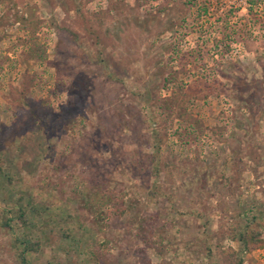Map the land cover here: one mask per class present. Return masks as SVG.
<instances>
[{
  "label": "rangeland",
  "instance_id": "rangeland-1",
  "mask_svg": "<svg viewBox=\"0 0 264 264\" xmlns=\"http://www.w3.org/2000/svg\"><path fill=\"white\" fill-rule=\"evenodd\" d=\"M203 3L0 0V264H264V0Z\"/></svg>",
  "mask_w": 264,
  "mask_h": 264
},
{
  "label": "trees",
  "instance_id": "trees-1",
  "mask_svg": "<svg viewBox=\"0 0 264 264\" xmlns=\"http://www.w3.org/2000/svg\"><path fill=\"white\" fill-rule=\"evenodd\" d=\"M191 3H194V2H198V0H189ZM201 1H204V3L201 5V6H203L202 7V9L204 10V13H206L208 10H209V8H207V5L205 4V1L206 0H201ZM161 169H158L157 168V173H160L161 171H160ZM244 242L248 245V243H249V240H244ZM247 245H246V247H247Z\"/></svg>",
  "mask_w": 264,
  "mask_h": 264
}]
</instances>
